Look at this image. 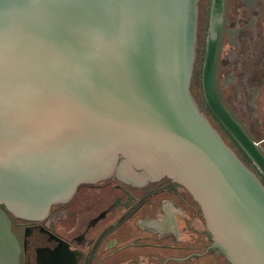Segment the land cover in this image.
<instances>
[{
    "label": "water",
    "instance_id": "water-1",
    "mask_svg": "<svg viewBox=\"0 0 264 264\" xmlns=\"http://www.w3.org/2000/svg\"><path fill=\"white\" fill-rule=\"evenodd\" d=\"M199 0H0V206L47 219L79 185L168 178L199 204L212 247L264 264V186L191 91ZM205 99L264 178V150ZM0 209V264L19 245Z\"/></svg>",
    "mask_w": 264,
    "mask_h": 264
},
{
    "label": "flooded vegetation",
    "instance_id": "flooded-vegetation-1",
    "mask_svg": "<svg viewBox=\"0 0 264 264\" xmlns=\"http://www.w3.org/2000/svg\"><path fill=\"white\" fill-rule=\"evenodd\" d=\"M206 59L221 106L264 150V0H199L190 86L200 111L264 186L207 104ZM5 213L19 245L17 264H231L212 247L199 204L168 178L142 187L114 178L79 185L42 222Z\"/></svg>",
    "mask_w": 264,
    "mask_h": 264
}]
</instances>
